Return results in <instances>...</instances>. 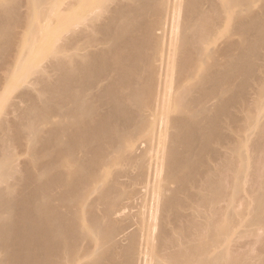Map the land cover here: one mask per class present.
I'll return each instance as SVG.
<instances>
[{
	"label": "bare ground",
	"instance_id": "1",
	"mask_svg": "<svg viewBox=\"0 0 264 264\" xmlns=\"http://www.w3.org/2000/svg\"><path fill=\"white\" fill-rule=\"evenodd\" d=\"M20 84L0 264H264V0H0Z\"/></svg>",
	"mask_w": 264,
	"mask_h": 264
},
{
	"label": "rangeland",
	"instance_id": "2",
	"mask_svg": "<svg viewBox=\"0 0 264 264\" xmlns=\"http://www.w3.org/2000/svg\"><path fill=\"white\" fill-rule=\"evenodd\" d=\"M57 1H59V3H63V4L65 5V3H67L68 0H57ZM45 23H47V22L44 21L43 24H45ZM57 24H58V22H57V20H55V21L53 22V24L49 26V28L56 27ZM63 26L67 28V22H64V23H63ZM66 28H65V29H66ZM45 30L47 31L48 29H45ZM46 31H45V32H46ZM42 36H43V35H42ZM41 61H42V60H41ZM45 61H46V59H45V60L43 59V62H45ZM31 77H32V74H29V75L27 76V78H31ZM21 88H22V85L20 84L15 90L10 91V92H9V91L6 92L7 89H8V87H5L4 90H3V94H5V96H4V98L2 99V102H0V109H1V108H7V104H8L10 101H12V100L15 99V96L17 95V93L20 91ZM5 92H6V93H5ZM256 131H257V129H254V130H253V133H255ZM258 232H259V236H260V235H263V234H264V228L261 229V230H259ZM247 247H248L247 249H249V254H250L251 256H255L256 253H257V247H259V245H258V243H257L255 240H252V242L250 243V246H247ZM240 250H242L241 252H243L245 249L243 250V248H242V249H240ZM245 251H247V250H245ZM245 251H244V252H245ZM255 262H258L256 258L253 260V263H255Z\"/></svg>",
	"mask_w": 264,
	"mask_h": 264
}]
</instances>
